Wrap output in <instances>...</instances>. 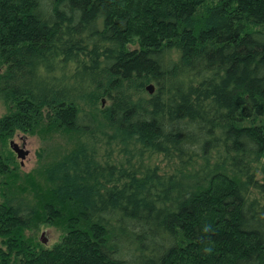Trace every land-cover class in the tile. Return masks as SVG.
I'll return each mask as SVG.
<instances>
[{"label": "trees", "instance_id": "1", "mask_svg": "<svg viewBox=\"0 0 264 264\" xmlns=\"http://www.w3.org/2000/svg\"><path fill=\"white\" fill-rule=\"evenodd\" d=\"M0 104V264H264V0H0Z\"/></svg>", "mask_w": 264, "mask_h": 264}, {"label": "rangeland", "instance_id": "2", "mask_svg": "<svg viewBox=\"0 0 264 264\" xmlns=\"http://www.w3.org/2000/svg\"><path fill=\"white\" fill-rule=\"evenodd\" d=\"M150 85V84H149ZM145 89V88H144ZM153 89V87H152ZM145 91H147L145 89ZM153 91V90H152ZM144 96V95H143ZM103 100V99H102ZM108 100H103L102 106L107 105ZM5 113V108L0 104V115ZM9 141L16 143V145L22 150L26 151V155L23 159H18L13 151L9 147ZM62 143L60 138L57 140H40L38 136L33 134H22L15 133L11 138L7 139L4 146V152H10L12 157V162L16 164L18 173L22 176L28 173L32 175L37 174V171L41 164H44L49 157L55 153L56 144ZM4 183L3 179L0 177V191H2ZM2 187V188H1ZM27 235L33 237L37 240L40 245L50 248L54 244L60 241L62 232L55 227L38 224L34 228L29 229L26 232ZM41 239L44 241L42 242ZM63 240V239H62ZM61 240V241H62Z\"/></svg>", "mask_w": 264, "mask_h": 264}, {"label": "water", "instance_id": "3", "mask_svg": "<svg viewBox=\"0 0 264 264\" xmlns=\"http://www.w3.org/2000/svg\"><path fill=\"white\" fill-rule=\"evenodd\" d=\"M145 89L147 90L148 93L152 92V85H147L145 87ZM9 147L10 149L13 151V153L16 155V157L18 159H23V157L26 155V151L22 150L21 148H19L16 143H13L12 141H9ZM41 241L43 242L44 240L41 239Z\"/></svg>", "mask_w": 264, "mask_h": 264}, {"label": "clouds", "instance_id": "4", "mask_svg": "<svg viewBox=\"0 0 264 264\" xmlns=\"http://www.w3.org/2000/svg\"><path fill=\"white\" fill-rule=\"evenodd\" d=\"M210 230H211V226H210V225L205 226V228H204V231H205V232H208V231H210Z\"/></svg>", "mask_w": 264, "mask_h": 264}]
</instances>
